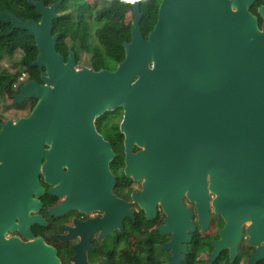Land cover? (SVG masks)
Wrapping results in <instances>:
<instances>
[{"label": "water", "instance_id": "1", "mask_svg": "<svg viewBox=\"0 0 264 264\" xmlns=\"http://www.w3.org/2000/svg\"><path fill=\"white\" fill-rule=\"evenodd\" d=\"M255 1L162 0L146 38L141 0H135L132 37L114 71L78 67L72 49L67 59L58 52L60 32L53 29L62 0L50 5L28 0L40 20L0 14L12 31L21 28L34 36L39 54L32 65L41 71L40 81L24 82L14 96L17 103L36 100L29 115L0 120V264H48L5 238L8 215L27 217L38 205L34 195L42 192L40 157L46 141L74 158L78 142H88L96 132V119L118 108L124 109L128 137L126 173L143 180L134 199L149 219L158 203L166 214L158 230L171 234L163 244L168 264L185 260L197 228L183 205L185 196L195 203L202 230L208 229L211 212L224 221L211 242L208 264L225 250L233 262L244 232L255 248L249 264L264 257V5L260 22L248 10ZM184 120L182 139L176 138L170 127L175 123L179 137ZM133 140L145 146L136 155ZM176 151L182 161L172 163L168 154ZM72 174V169L60 173Z\"/></svg>", "mask_w": 264, "mask_h": 264}, {"label": "flooded vegetation", "instance_id": "2", "mask_svg": "<svg viewBox=\"0 0 264 264\" xmlns=\"http://www.w3.org/2000/svg\"><path fill=\"white\" fill-rule=\"evenodd\" d=\"M262 5L264 1L258 3L256 0L248 8L260 22L259 7ZM123 120V108L98 117L96 132L89 136L88 142H78L74 158L56 151L59 145L55 141L44 143L39 170L42 192L34 195L38 205L29 209L27 217L17 213L8 215L11 226L5 232L6 239H15L30 250L28 257L48 264H54L56 260L59 264H127L140 252L143 239H148V243L160 249V259L164 255L168 263L169 252L163 249V244L170 240L171 234L161 235L158 230L166 217L163 206L158 203L154 218L149 219L134 199V194L143 189V180H135L126 173L128 137L122 126ZM186 126L184 120L179 137L175 123L169 132L182 139ZM132 142L133 155L145 149L136 140ZM52 148L54 150L49 154L48 150ZM64 153L69 154L67 149ZM168 155L172 163L182 161V153L176 151ZM129 160L133 165H139L138 159ZM71 169L74 170L71 177L60 175ZM213 197L211 194V199ZM64 202L67 206L63 207ZM182 202L192 211L197 227L192 233V242L187 245L188 250L199 237L211 247V242L219 238L223 219L211 212L210 225L207 230H202L198 226L195 203L186 196ZM157 233L163 240L160 244H157ZM44 246L51 251L47 252ZM211 250L206 253V259H200L201 264H208ZM254 252L255 248L249 245L244 232L236 258L240 264H249ZM254 264H264V257Z\"/></svg>", "mask_w": 264, "mask_h": 264}, {"label": "trees", "instance_id": "3", "mask_svg": "<svg viewBox=\"0 0 264 264\" xmlns=\"http://www.w3.org/2000/svg\"><path fill=\"white\" fill-rule=\"evenodd\" d=\"M57 0H45L50 5ZM162 0H141L140 9L142 31L147 38L158 19V8ZM264 0H258V3ZM135 0H62L57 8L58 17L54 20L53 32H60L57 50L68 58L69 49L75 53L77 64L81 63L82 55H86L87 64L95 70L111 69L125 58L124 43L130 41L133 5ZM11 12L24 20L34 18L40 20L36 8L28 0H0V14ZM130 15V16H129ZM21 51L19 59L15 54ZM39 54L35 47V38L28 31L15 28L12 23L0 22V62L11 60L13 71L0 70V108L5 98L13 101L14 107H22L29 100L30 111L36 104L35 99H27L17 103L14 96L19 93L21 85L29 80L40 81L41 71L32 62ZM25 78L20 81V78ZM10 106L8 105L7 108ZM0 120L2 114L0 112ZM158 235L157 244L161 237ZM143 239L140 252L135 254L127 264H168L164 255L160 259V249ZM211 250L210 245L201 237L189 246V253L181 264H198L202 252ZM164 254V253H163ZM136 258V259H135ZM215 264H240L239 258L229 260L227 250L223 251Z\"/></svg>", "mask_w": 264, "mask_h": 264}, {"label": "rangeland", "instance_id": "4", "mask_svg": "<svg viewBox=\"0 0 264 264\" xmlns=\"http://www.w3.org/2000/svg\"><path fill=\"white\" fill-rule=\"evenodd\" d=\"M130 16V15H129ZM22 52L21 51H18L16 54H15V57H14V60H17L20 58ZM82 61L81 63H78L77 66L78 67H82V66H88L90 67L88 64H87V58H86V55H82ZM11 60L9 59H3L1 62H0V70H10V71H13L14 70V67L12 66L11 64ZM12 99L7 97L3 100L2 102V105H1V108H0V112L2 114V120L5 121L7 120L8 118H11V119H14L15 117H21V116H27L29 115V113L31 112L30 111V104H29V100L27 101V103L25 105H23L22 107H14L11 105L12 103ZM10 106L9 108H7V106ZM208 251H204L202 252L201 256H200V259H206L207 258V253ZM209 255V254H208ZM208 260V259H207ZM202 262V261H201ZM198 263V264H201Z\"/></svg>", "mask_w": 264, "mask_h": 264}, {"label": "built area", "instance_id": "5", "mask_svg": "<svg viewBox=\"0 0 264 264\" xmlns=\"http://www.w3.org/2000/svg\"><path fill=\"white\" fill-rule=\"evenodd\" d=\"M25 78H26V77H25ZM25 78L21 77V78H20V81H24V80H25Z\"/></svg>", "mask_w": 264, "mask_h": 264}]
</instances>
